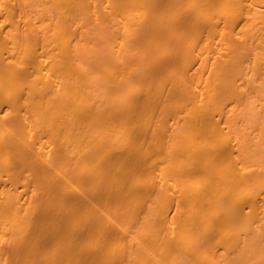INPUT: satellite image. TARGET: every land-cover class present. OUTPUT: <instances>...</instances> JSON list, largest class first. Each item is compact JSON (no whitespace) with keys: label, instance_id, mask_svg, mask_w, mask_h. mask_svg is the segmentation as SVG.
<instances>
[{"label":"bare ground","instance_id":"obj_1","mask_svg":"<svg viewBox=\"0 0 264 264\" xmlns=\"http://www.w3.org/2000/svg\"><path fill=\"white\" fill-rule=\"evenodd\" d=\"M0 264H264V0H0Z\"/></svg>","mask_w":264,"mask_h":264}]
</instances>
